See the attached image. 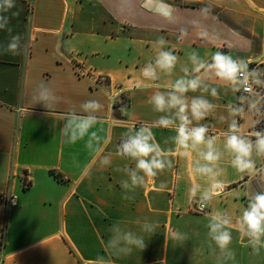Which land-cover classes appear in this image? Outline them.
Masks as SVG:
<instances>
[{
	"label": "crops",
	"instance_id": "0c3cea01",
	"mask_svg": "<svg viewBox=\"0 0 264 264\" xmlns=\"http://www.w3.org/2000/svg\"><path fill=\"white\" fill-rule=\"evenodd\" d=\"M5 14L11 35L22 37L25 50L20 55L0 52V264H92L99 255L109 256L110 226L119 221L138 231V217L156 220L160 227L145 237L143 251L113 256V264H216L208 247L207 217L195 213V203L188 200L187 159L173 157L172 169L148 178L128 201L120 187L126 175L117 169L133 161L117 155V146L129 127L151 125L162 115L148 103L156 90L153 82L141 74L154 61L160 36L165 49L179 57L172 73H159L155 83L163 86L183 75L181 64L191 66L186 56L191 50L206 59L220 50L252 61L250 69H264V0H16ZM8 39L9 33L0 30V45ZM42 81L60 97L49 113L31 100ZM209 83L218 87L220 97L204 94L216 111L201 123L208 124L222 149L230 119L219 117H228V103L243 93L233 94L222 82ZM87 99L104 105L92 129L104 141L98 152L86 149L87 137L66 143L61 134L64 114L73 108L80 112ZM259 107L237 117L245 134L264 128V101ZM152 130L162 147L170 146L163 141L174 130ZM109 154L111 164L102 166ZM230 159L225 154L220 162L227 187L206 213L227 212L234 223L249 194L264 190V173H237ZM254 159L257 169L264 167V158ZM196 179L206 186L204 179ZM170 229L186 233L188 240L171 239ZM230 247L235 260L228 264H264V249L257 255L241 247L235 230Z\"/></svg>",
	"mask_w": 264,
	"mask_h": 264
},
{
	"label": "clouds",
	"instance_id": "9594fccd",
	"mask_svg": "<svg viewBox=\"0 0 264 264\" xmlns=\"http://www.w3.org/2000/svg\"><path fill=\"white\" fill-rule=\"evenodd\" d=\"M16 7V0H0V30L9 33L6 45H0V52L20 55L25 50L22 47V37L19 34L11 35L8 13ZM204 11H207L205 9ZM13 12L12 15H18ZM169 17L171 13L168 14ZM181 34H186L181 29ZM201 35H206L202 33ZM166 40L160 36L156 44L159 51L154 61L146 63L141 68L142 76L153 82L156 90L148 99V103L160 115L151 125H133L121 134L117 146V155L133 161L131 166H126L117 171L125 173L126 178L121 179L120 187L124 194L122 199L134 200L136 188L143 187L148 178L153 180L166 169L174 167L173 157H184L188 161V173L191 184L187 190L190 203L198 205L197 211L204 209L211 201L223 193L227 187L221 178L225 169L220 162L225 154H228L230 166L237 173H264V167L257 169L254 157L264 158V128L253 130L248 134L242 132L237 117L242 116L246 109L260 111L259 105L264 101V94L257 91L264 88V69L259 67L249 68L250 60L239 56H233L220 50L212 52L210 59L200 56L191 50L186 53L190 62L180 65L183 75L176 78L170 85L163 86L155 83L160 79L159 73H172L176 68L179 57L172 51L166 50ZM61 44L57 41L56 49L59 51ZM209 81L222 82L231 89L232 93H244L236 96L235 102L227 105L228 117L220 116L224 121L230 119L227 129L222 133L223 148L218 146L217 137L209 134L207 123H201L216 111V104L212 103L204 94L219 99L220 92L217 86ZM189 92H200L201 95L189 97ZM31 100L33 104L41 103L45 109H54L60 102V97L46 83L40 82L33 89ZM104 105L97 99H87L80 105V112L75 108L64 114V124L61 134L66 143H75L85 137V147L91 152L102 149L103 138L99 131L92 130L100 120L98 113ZM153 127H162L175 131L174 136L166 138L162 147L157 141ZM196 153L197 158L193 159ZM102 166L111 164V154L103 156L100 161ZM197 177L206 181V186L197 182ZM167 185L163 182L160 188ZM207 217L208 247L216 254V264H228L235 260V253L230 247L233 241V230L238 233L239 244L243 248H250L254 254H260L264 249V190L249 194L248 202L241 209L239 216L233 223L227 212L214 211L204 213ZM138 231L131 230L121 222L113 223L108 229L110 236L105 244L109 256H97L92 264H113L111 257H126L133 250L143 251L146 247V238L153 235L160 227V223L148 217H138L134 220ZM169 237L175 241L188 240L186 233L178 230H169ZM218 250V251H217Z\"/></svg>",
	"mask_w": 264,
	"mask_h": 264
},
{
	"label": "built area",
	"instance_id": "2783aa9c",
	"mask_svg": "<svg viewBox=\"0 0 264 264\" xmlns=\"http://www.w3.org/2000/svg\"><path fill=\"white\" fill-rule=\"evenodd\" d=\"M263 90H264L263 88H258V89H257L258 92H262ZM243 94H244V93H243ZM197 208H198V205H197V204H194L192 210H193L195 213H200V214H203V213H206V212H207V209H206V208L204 209V212H203V213H202V212H198V211H197Z\"/></svg>",
	"mask_w": 264,
	"mask_h": 264
},
{
	"label": "trees",
	"instance_id": "16d2710c",
	"mask_svg": "<svg viewBox=\"0 0 264 264\" xmlns=\"http://www.w3.org/2000/svg\"><path fill=\"white\" fill-rule=\"evenodd\" d=\"M50 173L55 177V178H57L58 180H63L62 178H61V176L59 175V174H57V173H55L54 171H50Z\"/></svg>",
	"mask_w": 264,
	"mask_h": 264
},
{
	"label": "rangeland",
	"instance_id": "374dc122",
	"mask_svg": "<svg viewBox=\"0 0 264 264\" xmlns=\"http://www.w3.org/2000/svg\"><path fill=\"white\" fill-rule=\"evenodd\" d=\"M125 101V98L122 96L121 98H120V102H124Z\"/></svg>",
	"mask_w": 264,
	"mask_h": 264
}]
</instances>
